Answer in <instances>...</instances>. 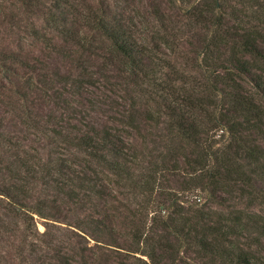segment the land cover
Returning <instances> with one entry per match:
<instances>
[{
	"label": "rangeland",
	"instance_id": "obj_1",
	"mask_svg": "<svg viewBox=\"0 0 264 264\" xmlns=\"http://www.w3.org/2000/svg\"><path fill=\"white\" fill-rule=\"evenodd\" d=\"M102 1L110 7L117 0ZM122 1L130 2L127 15L122 13L123 19L134 17L135 24L143 22L148 41L152 31L159 27L152 17L153 7L166 10V2L118 0L120 9ZM198 2H203L200 9L204 11L209 0H176L175 8H168L170 13L166 14L171 15V20L164 25L170 26L175 19V37H170L173 48L156 51L151 64L144 62L147 78L140 76L136 84H120L115 66L104 61L105 43H101V36L90 32V38L95 40L84 57L87 56L93 84L87 89H47L45 93L30 89V78L36 80L39 73L68 76L71 72L75 78L78 74L69 63L60 62L55 53L59 50V33L45 24L44 13L54 11L55 0H33L32 8L27 0H0V264H143L147 261L141 254L143 246L133 240V234L151 231L155 235L154 244L162 237L176 248L174 262L167 259L163 264H229L211 253H200L193 234L166 233L154 226L153 219L172 218L176 225L173 231H178L186 223L225 225L238 217L242 218L245 230L226 239L217 238L214 245L219 252L231 245L235 252L245 249L257 264H264V237L255 225L264 218V203L259 194L264 188L262 182L253 180L251 187L237 182L212 193L210 188L201 190L194 185L192 178L198 172L192 174L186 164L185 157L202 153L208 143L216 154L232 147L235 135L228 125L210 124L208 135H199L198 144L192 145L184 144L179 137L168 143L146 120L148 109L156 110L162 104L155 94L174 91L179 97L190 99L188 113L198 122L199 130L224 114L229 121L241 123V117L232 113L233 98L230 101L221 93L226 85H233L229 89L250 100L259 112L262 132L244 130L242 137L255 146L264 166V94L255 84V75H261L264 66L245 55L243 59L254 63L253 72L239 74L229 61L233 53L241 56L239 46H233L234 41H229L225 48L219 46L218 51L204 60L199 53L204 47L203 38L208 40L211 32L217 30L211 27V32L203 31L200 18L192 12L188 15ZM62 3L81 12L96 8L99 0H62ZM36 6L43 11L36 10ZM227 7L228 15L219 13V23L232 28L236 36H253L264 48V0H230ZM111 8L109 13L114 14L123 10ZM135 28L139 30V26ZM40 29H47L48 39L57 45H52L55 52L48 49L45 40L37 39L34 31ZM147 47L151 48L150 41ZM2 61L7 71L1 68ZM39 62L45 64L46 70H37ZM228 78L234 82L225 85ZM54 90L64 94L61 100L67 104L56 103L57 99L50 96ZM171 100L167 102L175 105L172 102L175 100ZM199 102L210 105L205 110L204 106H198ZM129 105L138 110L139 129L128 126L127 120L121 118ZM59 121L68 123L63 130L59 129ZM87 123L96 127L105 125L119 134L127 153L136 158L126 165L128 170L118 174L107 162L93 160L75 146L72 138ZM246 127V124L234 126L237 130ZM58 131L71 142L66 143L64 137L56 134ZM172 148L169 154H176V158L169 154L164 157L167 149ZM230 153L236 156L235 152ZM108 159L111 162L110 156ZM62 163L69 167L65 173L85 167L86 175L94 182L83 188L77 182L64 186L62 180L66 179L60 175ZM237 165L247 175L254 169L245 160H239ZM7 186L11 189L18 186L19 192L21 188L25 192V196L20 194L14 200L18 203L16 207L1 193ZM98 192L103 199H99ZM78 199L82 204H76Z\"/></svg>",
	"mask_w": 264,
	"mask_h": 264
},
{
	"label": "trees",
	"instance_id": "obj_2",
	"mask_svg": "<svg viewBox=\"0 0 264 264\" xmlns=\"http://www.w3.org/2000/svg\"><path fill=\"white\" fill-rule=\"evenodd\" d=\"M117 1H114V5L109 7V5L107 6L104 4L102 0H99V4L96 8H86L79 12L72 6L64 7L62 0H55L54 11H48L47 13H44V15L46 19V26L57 30L59 33L60 43L58 45V52H55L56 47L54 46L57 45L53 44V39H48L47 29L35 30L34 34L38 37L37 39L46 41L45 44L48 46L49 50L54 49V52L58 54L61 60L60 62L64 60L63 62L69 63L71 69L74 68L77 70V76L79 74L80 75L75 78L72 77L71 72L68 76L60 75L58 72L50 75L39 73L36 80L30 78V82H28L30 89L32 87V89L35 88L46 93V91H48L47 89L78 90L87 89L88 86L92 85L93 82L91 81L93 80V76L91 73H88L87 56L84 57L86 53L91 51L90 46H92V41L95 40L93 37L90 38V32L98 33L101 36V43H105L104 61H107L106 64L110 63L115 66L120 84H126L127 82L129 84H136L140 76L144 78L148 77V68L144 65V62L151 64L156 51H161L162 48L170 50L173 48L170 37H175V34L173 33L176 28L175 19L170 22V26L166 24L164 25V22L171 20V15H167L166 12H169L168 8L170 9V6L175 8L174 6L176 0H164L167 6L166 10L160 9L159 7L155 9L156 5L153 7L154 11L152 13V17L157 21L159 27L155 31H152L148 41L145 34L146 30H143L141 26V24L143 25V22H137L135 24L136 19H134V17L131 19H123L124 17L122 13H126L127 15V10H129L128 4L130 2L122 1L123 3L120 9V6L117 5ZM229 1L230 0H209L208 3H205L206 7L204 8V11L200 9L202 5H204L203 2L202 4H199L200 2H198L188 11V15L192 12L200 18L201 23H203V31L211 32V27H215L218 31H215L214 33L211 32V36L208 40H206L207 38H203V40H205L203 42L204 47L201 48L199 53L203 55L204 60H207V57L212 55L213 52L215 53L218 51L219 46L225 48L229 41H234L233 46L235 44L239 46V53L241 56L237 57V53H233L229 59L230 65H232L239 74L250 75L253 72V61H260L264 66V48H261V44L253 36H236L234 35L235 31L232 28H224L219 23V13L220 15L222 14V16L224 14L228 15L226 8H228L227 4ZM27 2L28 6L32 8L33 6L31 5L33 4V0H27ZM65 4L68 3L65 2ZM40 6H36V10L42 12L43 9L40 8ZM111 7L118 11L123 10L115 14L109 13L112 11ZM70 10H72V13ZM216 11L218 13H216ZM136 25L139 26V30H136ZM173 25L174 28H171ZM142 35L143 38H139V36ZM149 41L151 42V48L147 47ZM245 55L253 59L252 63L242 58V56ZM12 60L13 63H18L17 59ZM1 63V68L6 70V68L3 67L5 65V61H2ZM39 65L40 67H38V71L42 72L46 70L47 67L45 64L39 62ZM218 66L221 67L222 65ZM205 68H207V66ZM260 74L261 75H255V84L256 87L264 94V67ZM232 81L234 82L232 78H228L226 81L227 83H223L226 85L230 84L229 82ZM59 84L62 85V87L57 88ZM231 86L233 87V85H226V89H222L221 93H223L225 97H228L230 101L233 98L232 102L234 103L231 105L232 113L241 117L243 120L238 124L229 121L224 114L222 117L211 119L207 126L199 130L200 128L198 122H196L195 118L188 113L189 106L191 105L188 104L190 99L179 97V94L174 91H169L166 95L160 93L157 96V94H155L157 102L158 99H161L162 104L160 107L156 106V110L148 109L147 111L148 114L146 120L151 122V128H156L160 132L161 136L166 138L168 143L175 140L176 137H179L178 139H180L184 144L197 145L199 142V135H208L210 124L216 126L220 124L228 125L230 132L235 135L234 145H232V147L226 148V151H221V154H216L211 150V144L208 143V147L205 148L202 153L193 154L195 155L193 158L185 157L188 158L186 164L189 168H191L192 174L198 172L197 177L192 178V180H194V185L200 187L201 190L210 188L212 193L219 189H223V187L229 186V184L235 186L237 182L251 187L252 181L257 180V182H262L264 185V166L261 165L263 162L261 161L259 152L255 149V146L246 141V137H242L244 130H246V132H262L260 127L261 119L259 112L250 100L242 95H238L234 89H229ZM71 93L72 92H68V94ZM50 96L57 99L56 103L61 102V104H67L61 100V96H64V94L62 92H58V90L52 91ZM170 98L175 100H171L175 103V105L167 102ZM207 100L208 99H206L205 102ZM209 103L204 104V102H199L198 106H204L206 110V108L210 105ZM129 107V109L125 111L126 114L121 115V118H125L127 120L128 126L139 129L136 125L138 110L133 105H129ZM62 108H66V105ZM29 114L32 115L30 112ZM30 115H28L29 118ZM120 121L123 122L122 120ZM65 124L68 123L59 121V129L63 130L65 128ZM245 124L247 125L246 129L237 130L234 128V126L240 127ZM83 126L85 129H77L80 132L77 136L72 138V141L76 144L75 146L77 148L81 149L82 152L93 160L95 159L107 162L110 168L112 170L114 169L118 172V174L119 172H125L129 169L126 165L131 163L133 160L135 161L136 158L133 154L127 153L126 150L128 148L122 143L119 134H116L113 132V129H110L105 125L96 127L87 123ZM56 134L59 137H64V141L66 143L71 142L70 138L67 135H63L61 131H58ZM171 150H173V148L167 149L168 152H166L163 156L167 157ZM231 151L233 153L235 152L236 156H231L233 155L230 153ZM109 156L112 159L111 162L108 159ZM169 156L173 159L176 158V154L174 153L169 154ZM239 160L248 161L254 166L251 174L247 175L241 170V167L238 168L237 162ZM152 165L156 166L157 164L152 163ZM157 167L160 168L159 166ZM162 167L164 168V165H162ZM68 168L69 167H67L65 163L60 164V175L62 178L66 179L62 180L64 181L62 182L64 186H67L68 183L77 182L79 183L80 188H83L84 185L90 184L93 181V179H90L88 175H86L87 170L85 167L80 168L77 171H68L71 176H68V173H65L69 170ZM164 169L168 168L165 167ZM18 188L19 187L17 186L11 189V186H7L1 191L3 196L10 198V205L15 207L18 206V203L15 202L17 200V196H20V194L21 196H25L24 190L21 188L19 192ZM13 190H16L15 193H12ZM241 190L244 191L242 188ZM259 192H261L259 194L264 203V188ZM98 193L100 194V192ZM100 198L103 199L101 194L99 195V199ZM70 200H74L73 197H70ZM82 202L83 201L81 199H78L76 204H82ZM44 207L46 206L43 205V208ZM153 224H155V227H160L165 230L166 233H171L172 231L174 235L178 236L193 234V238L196 241L195 244H197L200 248V253H211L213 256L216 255L220 259H223L222 261H224V263L257 264L256 260L251 257L250 252L245 249H239L235 252L234 247L231 245L219 252V248H216L214 245V241L217 240V238L226 239L228 236L235 235L237 232L245 230V224L243 223L242 225L241 217L233 219L232 221H227V224L225 225H222L220 222L214 224H203L201 222H197L195 224L186 223L182 226V229L178 231H176V229L173 231V228L176 225L174 219L172 218L168 221H164L162 218H154ZM255 225L259 228L260 235L264 237V218H260ZM98 226L99 225H97V227ZM133 235V240L136 241L138 245L142 244L143 246L141 254L144 255L147 260L146 262L143 261V264H163V260L167 259L174 262L176 248H173V246L162 237L158 238L156 245L153 243L155 241V235H153L152 231L151 234L139 232L134 233ZM220 248L222 249L224 247Z\"/></svg>",
	"mask_w": 264,
	"mask_h": 264
}]
</instances>
